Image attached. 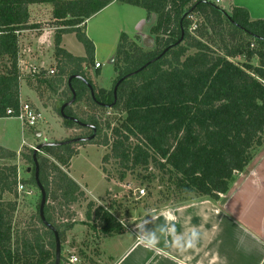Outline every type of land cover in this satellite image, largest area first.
<instances>
[{
  "label": "trees",
  "instance_id": "1",
  "mask_svg": "<svg viewBox=\"0 0 264 264\" xmlns=\"http://www.w3.org/2000/svg\"><path fill=\"white\" fill-rule=\"evenodd\" d=\"M113 1L143 9L146 18L155 17L150 29L154 46L143 50L122 34L115 54L118 76L112 88L98 89L87 80L94 91L93 100L87 86L72 79L74 104L85 96L92 106L105 108L104 105L112 104L117 80L175 44L181 38V28L182 41L120 83L117 101L110 109L124 113V117L111 129V139L104 134L98 143L102 128L96 118H78L71 106L64 109V114L96 128L94 140L85 143L109 147L110 153L102 162L117 161L122 169L120 181L127 171L147 169L152 164L173 177L175 187L183 194L218 201L233 185L235 175L249 166L264 145V20H251L243 8L232 7L227 14L230 22L208 0H0V56L8 55L11 62L8 70L0 74V118L8 117V109L17 111L19 107L16 33L42 25L30 22L29 6L50 7L55 28V73L47 75L41 70L27 84L39 97L43 93L41 87L56 95L60 86L65 88L68 96L54 110L61 118L60 106L71 99L68 78L76 75L86 80V70L95 65V47L86 35V22ZM194 15L200 17L197 25L190 20ZM69 33L83 46L84 57L73 56L61 48V37ZM209 43L217 46L218 51ZM239 56L244 57L242 64L231 61ZM253 58H257V65L252 64ZM62 121L66 129L82 128L70 120ZM109 127L105 124V128ZM32 153L28 150L23 159L33 166L34 172ZM75 154L70 144L44 147L36 155L39 181L46 193L44 216L61 241L60 264L64 261V235L75 223L60 220V215L85 199L80 186L67 172ZM16 156L17 153L0 147V159ZM18 182L16 166L0 165V264H54V237L42 224L38 208L31 227L18 230L13 216L16 202L3 198L5 193L16 196ZM29 183L36 186L33 176ZM113 209V204L106 209L90 201L85 218L90 220L92 214L98 218L104 237L122 234L125 228L111 213Z\"/></svg>",
  "mask_w": 264,
  "mask_h": 264
},
{
  "label": "crops",
  "instance_id": "2",
  "mask_svg": "<svg viewBox=\"0 0 264 264\" xmlns=\"http://www.w3.org/2000/svg\"><path fill=\"white\" fill-rule=\"evenodd\" d=\"M218 1L224 8H230V11L232 7L247 10L251 20H264V0ZM39 7L47 8L44 16H50V19L33 22L36 14L33 15L32 11L36 9L37 12ZM102 14H110L112 17L111 22L116 26L113 37L123 32V29L129 28L134 32V36L139 37L141 44L143 38L152 41L150 29L155 18L152 16L147 19L143 9L113 1L94 17ZM37 15L41 18L43 16L39 13ZM29 16L30 22L42 25L39 29L16 33L19 104L27 102L32 107L35 105L39 109L37 111L40 118L42 114L46 115L45 126H50L53 131L56 127L57 135L71 134L70 128L66 129L63 125L61 127L59 122L61 118L57 115L60 120L54 118L51 104L39 101L37 92L27 84V80H33V74L41 70L47 75L50 70L55 73L53 42L55 28L51 23L50 7L31 5ZM90 21L86 22V27ZM64 36L66 35L61 37L60 46L69 52L63 44ZM84 56L85 52L77 55ZM114 59L115 57L111 59V64ZM94 62L99 63L100 67H90L86 74L92 75L94 86L107 90L109 85L102 86L99 83L101 76L98 71L102 64L95 59ZM10 63L8 55L0 56L1 65ZM114 76L115 71L111 73L110 82ZM64 97L60 86L55 96V108L59 107ZM13 120L18 119L0 118V121ZM20 124L21 133H25L26 125L21 121ZM6 126L0 130V147L17 153L20 149L14 151L6 144L8 143L5 139L8 136ZM40 133L42 134V131ZM72 179L80 185L76 179ZM125 220L124 223L119 221L125 228L124 233L103 236L97 242L95 264H264V148L218 201L200 197L194 201L161 209L142 219L132 220L128 217L123 221ZM76 227L77 225H74L70 232L73 233ZM107 244L110 248L105 250L103 246Z\"/></svg>",
  "mask_w": 264,
  "mask_h": 264
},
{
  "label": "rangeland",
  "instance_id": "3",
  "mask_svg": "<svg viewBox=\"0 0 264 264\" xmlns=\"http://www.w3.org/2000/svg\"><path fill=\"white\" fill-rule=\"evenodd\" d=\"M212 3L229 14L230 8H224L221 5L222 3H219L218 0H213ZM45 11H47L46 7H39L37 12L36 9H34L32 12L33 15H36L33 17V22L50 19V16H44ZM37 13L42 14V18L39 17ZM97 16H93L88 20L91 21L85 28V32L87 36H90L88 38L93 41L96 50L94 54L95 61L102 64V68L98 71V74L101 76L99 78V83L102 86L109 85L110 87L107 89L108 91L112 88V83L118 76L116 64L117 59H114L112 64L110 61L115 57L121 35H126L128 39L136 42L135 44L140 46L143 50L149 49L142 46L139 37L134 36V32L131 29L129 30V28L123 29V32H119L116 37H113L116 26L111 22V15L102 14L98 17ZM190 20L192 24L197 25L200 17L194 15L190 17ZM65 35L66 36L63 38V44L66 46L70 54H73V56L83 54L84 51L82 45L77 41L75 35L72 33ZM201 40L204 41V39ZM209 44L210 46H213L212 49L214 51H218L217 46L211 45V43ZM231 61L242 64L244 62V57L239 56L235 59H231ZM251 62L253 65L258 64L257 58H253ZM8 68L9 65L0 64V74H3ZM113 71H115V76L110 82L109 78ZM91 78L92 75H87L86 80H84L87 82V80H90ZM90 81L93 82L92 79ZM41 90H43L42 95L40 97L37 95L39 101L50 103L52 111H54L56 109L54 105L56 94H53L45 87H41ZM62 91L64 92L65 97H67L68 93L65 91V88L62 87ZM33 109L39 111L35 105L33 106ZM71 110L75 112L74 114L77 115L78 118L86 120L90 117H94L97 119V122H99V125L102 128L98 143L104 134L111 139V129L118 126L119 121L124 117V113L118 110L92 106L86 96L84 100L79 103H73L71 105ZM52 114L54 115V118H60L59 116V118L56 116L57 113L55 111ZM47 116L49 117L50 115L47 114ZM45 119L46 115L44 116L42 114L35 126H25V133H21V124L18 120L9 122L0 121V130H3V127L7 125L5 130H7L8 136L5 137V139H7L9 144H6L14 151L20 149L14 159H0V165L2 166H16L17 178L19 181L16 185V196L14 197L13 194L5 193L3 198L5 201L14 200V202H16V211L13 213V216H15V223L18 230H25L31 227L30 225L34 223L33 218L35 217L40 202V192L37 186L29 183L30 178L33 176V166L27 160L23 159V156H27L28 150H33L37 145L43 142H61L91 135V130L78 127H72L71 134L58 133L57 135L55 132L57 128L54 127L55 131H53L49 125V127L45 126ZM59 122L62 127V119ZM105 124H109V129L105 128ZM41 131L42 134L40 133ZM35 132L37 134L40 133V135H35ZM81 143L83 142L71 144L72 148L76 151V154L71 158L67 172L70 177L76 179L81 185L79 186L85 194V199L72 205L69 212H64L60 215V220H74V225H77L73 233H71L70 230L64 235V241L62 244L64 248V261L62 264H70L68 260L71 255L78 258V264H95L94 259L98 253L97 242L103 237V235L101 234V223L98 221V218H94L93 214L90 220H86L85 218L87 204L90 201L94 202L95 205L102 206L106 209L110 204H113L115 209H113L111 213L118 221L124 223L126 220H123L128 217H131L132 220L142 219L161 209L180 205L200 198L193 193L183 194L180 192L172 181L173 177L165 172L158 171L152 164H149L147 169L136 168L132 172L127 171L124 180L120 181L119 175L122 172V169L118 166L117 161L111 159L106 163L102 162V158L110 153L109 147H104L99 144ZM28 145L31 147H27ZM263 148L264 145L259 149L255 158ZM20 152H22V156L19 155ZM41 154L47 156L51 161H55L50 155L45 153ZM28 168H30L29 172H27ZM238 176L239 174L235 175V181L238 179ZM19 185H22V187L18 188ZM140 190L144 191L143 195H140ZM71 213L73 215L72 217H69V215L67 216V214ZM103 247L106 250L110 248V245L107 244Z\"/></svg>",
  "mask_w": 264,
  "mask_h": 264
},
{
  "label": "water",
  "instance_id": "4",
  "mask_svg": "<svg viewBox=\"0 0 264 264\" xmlns=\"http://www.w3.org/2000/svg\"><path fill=\"white\" fill-rule=\"evenodd\" d=\"M213 0H208V3L210 5H213L214 4L212 3ZM220 9V8H219ZM191 11V10H190ZM185 12L181 18V21L182 19L190 12ZM220 11L222 12V14L227 18V20H229L230 22H232L229 18V16H227V13L223 10V9H220ZM153 18H155L153 16ZM181 38L173 45H170L168 46L167 48H165L162 53L157 56L156 58L152 59L151 61L147 62L146 64H144L142 67H140L138 70L132 72V73H129L125 76H122L119 80L116 81L114 87H113V103L110 104V105H104L105 108L107 109H110L112 108V106L116 103L117 101V88L118 86L120 85L121 82H123L125 79H128L129 77H132L133 75L139 73L140 71H142L143 69H145L147 66H149L150 64L154 63L156 60H158L159 58H161L165 53H167L168 50L172 49L174 46L178 45L179 43H181L182 41V38H183V34H184V30L183 28H181ZM142 46H144L145 48H148V49H152L153 46H154V39L152 38V41H147L145 38L142 39ZM72 79H79L81 80L88 88L89 90V93H90V96L93 100H95V97H94V91H93V88L91 87V85L89 83H87L82 77L80 76H70L67 80V86L71 92V99L67 102H65L64 104H62L59 108V112H60V115H61V118L62 119H66V120H70L72 121L73 123H75L76 125L82 127V128H88L92 131V134L88 137H77V138H73V139H70V140H65V141H61V142H43L39 145H37L34 149H33V153H32V159H33V164H34V172H33V177H34V181L36 183V186L40 192V202H39V207H38V213H39V218L42 222V224L49 230L52 232V235L54 237V264H60L61 263V241H60V238H59V235H58V232L57 230L54 228V226H52L51 224H49L46 219H45V216H44V207H45V204H46V193H45V190L43 188V186L41 185L40 181H39V164H38V161H37V153L40 152V150L44 147H61V146H66V145H70L72 143H78V142H90L91 140H93L96 136V128L92 125H89V124H84V123H81L79 120H77L76 118L74 117H68L64 114V109L68 106H71L75 100H76V93L75 91L73 90L72 86H71V81ZM96 102V101H95ZM97 104L103 106V104H100L98 102H96ZM37 135H40V133H38ZM30 171V168H28L27 172Z\"/></svg>",
  "mask_w": 264,
  "mask_h": 264
},
{
  "label": "built area",
  "instance_id": "5",
  "mask_svg": "<svg viewBox=\"0 0 264 264\" xmlns=\"http://www.w3.org/2000/svg\"><path fill=\"white\" fill-rule=\"evenodd\" d=\"M193 1H195V0H193ZM193 29H194V27H193ZM94 67L99 68L100 64L95 63ZM53 73H54L53 70L49 71L50 75H52ZM6 115L8 117L18 119L24 125L29 126V127L35 126L37 121L40 118V114L36 110H34L33 107L28 103H22V104L20 103L17 111H15L13 109H8L6 111ZM21 187H22V185H19L18 188H21ZM139 193H140V195H143L144 191L140 190ZM68 261L70 264H78L79 263L78 258L74 255H71V257L69 258Z\"/></svg>",
  "mask_w": 264,
  "mask_h": 264
},
{
  "label": "flooded vegetation",
  "instance_id": "6",
  "mask_svg": "<svg viewBox=\"0 0 264 264\" xmlns=\"http://www.w3.org/2000/svg\"><path fill=\"white\" fill-rule=\"evenodd\" d=\"M92 134V133H91Z\"/></svg>",
  "mask_w": 264,
  "mask_h": 264
}]
</instances>
